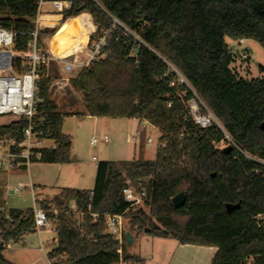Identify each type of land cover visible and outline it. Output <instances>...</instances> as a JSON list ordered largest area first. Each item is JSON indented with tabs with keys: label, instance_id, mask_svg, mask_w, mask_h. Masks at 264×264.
Instances as JSON below:
<instances>
[{
	"label": "trees",
	"instance_id": "trees-1",
	"mask_svg": "<svg viewBox=\"0 0 264 264\" xmlns=\"http://www.w3.org/2000/svg\"><path fill=\"white\" fill-rule=\"evenodd\" d=\"M39 0H0V28L18 34L15 49L26 52L28 34L36 27ZM62 24L40 32V45L58 44L64 29L84 28L90 41L115 16L145 43L132 56L131 37L109 41L110 56L84 69L70 83L82 95L83 116L146 121L163 133L154 161L100 162L92 190L65 189L52 201H41L56 228L54 264H141L128 251L127 240L109 234L106 218L129 219L132 231L172 238L181 245L217 248L211 264H264V165L237 150L229 155L214 148L223 138L217 129L184 133L186 107L178 97L184 87H171V63L188 80L247 155L264 160V78L245 80L230 68L233 55L227 39L252 40L264 50V0H72ZM82 20L81 23L78 21ZM45 41V42H44ZM70 55H61L71 59ZM264 73V69H260ZM42 69L36 99L38 121L44 118L55 151L39 161L70 162L71 142L62 133L64 113L78 101L70 95L60 106L52 98V78ZM25 119L0 126V139H23ZM133 186L145 193L149 213L124 200ZM93 196H90V193ZM184 193L186 204L175 209L173 198ZM240 205L228 213L226 206ZM74 208L71 210V208ZM36 232L34 211L0 212V264L6 247ZM121 253H118V250Z\"/></svg>",
	"mask_w": 264,
	"mask_h": 264
},
{
	"label": "rangeland",
	"instance_id": "rangeland-1",
	"mask_svg": "<svg viewBox=\"0 0 264 264\" xmlns=\"http://www.w3.org/2000/svg\"><path fill=\"white\" fill-rule=\"evenodd\" d=\"M42 14H55L51 4L45 5L41 8ZM41 26L54 27L61 22V16L41 15L39 18ZM79 23L82 20L78 21ZM82 29V28H81ZM80 28L74 29L65 28V38L56 45H50L45 42V48H51L55 55H70L78 46V39L76 32ZM81 33H85L81 31ZM81 36V35H80ZM229 45L233 44V40H226ZM16 55H21L14 51ZM73 53V54H74ZM67 59V58H65ZM264 66V56L253 53L252 61L250 62V69L252 76L255 78H264V73L260 72L259 66ZM235 69L239 66L236 64ZM50 74L54 79L62 81L69 78L70 81L77 77L79 71L64 73L62 68L53 65ZM10 75L8 72H1V76L6 77ZM53 91L52 98L60 106L67 104L70 95L75 97L78 104L74 108H67L63 112L73 114L64 119L62 132L70 137V162L67 164H46V163H32L29 167L20 173H10L14 170H8L6 166L0 169L1 171H8V187L4 189L3 202L0 208L16 209L20 211H27L34 209L35 197L40 198L41 201H52L55 196L60 195L65 189H72L78 191H89L94 188L97 166L100 162H126L132 160L138 161H154L157 151L159 149L160 138L163 133L158 128L150 123L141 122L137 119L125 118H94L91 116H83L85 114V106L82 101V95L75 93L72 89L71 83L65 88V94L59 93L57 88L51 89ZM17 120V117L3 116L0 117V126L9 125ZM139 133L137 144L132 141L134 133ZM107 135L110 139L108 144L103 142V136ZM98 139L97 146L90 145L92 138ZM148 140L151 143L148 144ZM6 152L4 146L0 145V155ZM93 157L97 160L93 161ZM17 170V169H16ZM38 188L35 194H32L30 187ZM18 188H23L20 195L17 193L10 194V191H15ZM129 188H135L130 186ZM135 211L143 209L147 214L149 209L144 204V199L137 205H134ZM130 220H124V231L130 233L134 239L135 244L128 247V251L132 255H138L139 250L142 251V257L146 264H166L171 253V247H164L159 250L155 245V238L148 233L138 234L132 231ZM57 235L53 231V227L42 229L33 233H28L23 237V240L17 244H11L4 250L3 258L6 262L11 264H49L47 258L48 254L56 247ZM170 241H174L169 238ZM40 245L43 246V251L40 250ZM156 253V258L151 261Z\"/></svg>",
	"mask_w": 264,
	"mask_h": 264
},
{
	"label": "built area",
	"instance_id": "built-area-1",
	"mask_svg": "<svg viewBox=\"0 0 264 264\" xmlns=\"http://www.w3.org/2000/svg\"><path fill=\"white\" fill-rule=\"evenodd\" d=\"M93 1L96 2V0ZM48 4H51L55 14L60 15L73 7L72 0H39L37 3L39 15L35 30L28 34L30 39L27 43L26 52L15 49L17 33L0 28V117L13 115L18 120L25 119L27 121L23 139H0V145L4 146L6 150L4 154L0 155V169L3 166H6L8 170L27 169L30 164L41 160L45 151L51 152L57 149V142L50 137V129L46 126L44 118H40L38 121L35 120L38 116L36 99L42 69L46 70L47 77L50 76V70L53 65L60 66L65 73L66 71L73 72L78 70L81 72L84 69H91L95 63L110 56L109 41L112 39L118 41L122 36L131 37L134 40L132 56H136L138 48L141 45H145L144 41L135 32L130 30L115 16L107 13L111 19V25L108 28L100 31L93 41H90L89 36V42L86 46L79 43L71 59L58 57L54 55L51 49L40 45L39 34L44 30V27L39 22V18L42 15L40 10ZM78 33L76 35L79 37ZM14 51H17L21 55H16ZM164 61L169 67L166 75L175 76L170 86L185 88L182 92L179 91L177 95L186 107L184 121L185 123L192 124L193 129L184 131L181 136L183 137L184 133L188 134L190 132L202 136L211 129H217L223 134V138L213 144L216 150L224 152L226 148L232 147L233 150H237L247 160L259 161L264 165V160L260 161L255 157L247 155L236 145L234 139L220 120L199 97L188 80L171 63L166 60ZM1 72H8L10 75L3 77L1 76ZM69 83V78H65L62 81L52 78L50 88H57L59 93L65 94V88ZM138 139L139 133L136 132L132 136L133 143L137 144ZM102 140L105 144H108L110 141L107 135H104ZM98 142V139L94 137L91 139L90 145L95 147ZM150 143L151 140H148V144ZM160 147H163L161 143L159 144ZM92 160L96 161L97 159L93 157ZM29 189L32 194L39 191L38 188L33 186ZM23 191L25 189L18 188L13 193L20 195ZM90 196H93L92 192ZM123 196L126 202L134 206L145 198V193H137L133 189L127 188L124 190ZM40 202V198L35 197L33 209L35 230L41 231L42 229L53 227V231L56 233L55 225L49 220L48 216H57L59 214L58 209L52 206L45 209L40 205ZM72 209L74 208L72 207ZM124 220L125 218L121 215H109L106 218L109 234L120 243H122L126 235ZM40 246V250H43V246ZM118 253H121L120 249ZM49 264H54V261L49 260Z\"/></svg>",
	"mask_w": 264,
	"mask_h": 264
},
{
	"label": "crops",
	"instance_id": "crops-1",
	"mask_svg": "<svg viewBox=\"0 0 264 264\" xmlns=\"http://www.w3.org/2000/svg\"><path fill=\"white\" fill-rule=\"evenodd\" d=\"M42 15L61 16V22L58 26H60L62 24L63 15L48 14V13L42 14ZM58 26H54V27H58ZM42 27H44V29L48 28L47 26H42ZM80 31L86 32L88 37H89V34H88L86 29H84V28L80 29L79 33H80ZM79 37H80V35H79ZM48 49H51V48H48ZM229 49H230V52L233 55V59H234L231 66H230L232 71L239 78H242L245 80H251V79L257 78V77L254 78L252 76L251 69H250V62L252 61V57H253L254 52H255V54L264 56V50L256 42H254L252 40H246V39L239 40V41H233V44L229 45ZM56 56H58V55H56ZM58 57H60V56H58ZM236 64L239 66L238 70H236L234 67ZM261 68L264 69V66L260 65L259 69H261ZM50 76L52 77L51 74H50ZM52 78H54V77H52ZM69 139H70V137H69ZM70 142H71V140H70ZM22 171H24V168L17 169V170L15 169L14 171H12L10 173H20ZM8 173H9L8 171H1L0 172V206L2 205V202H3L2 199L4 197V189H7V187H8V176H9ZM10 194H13V191H10ZM10 210H16V209H10ZM10 210L0 208V212L7 213ZM154 238L156 240L155 245L159 250L163 249L164 247H171V253H170V256H169L166 264H211L215 255L217 254V251H218L217 248H213V247L181 245L176 241H170L169 237H167V238H156V237H154ZM135 242H136V239H134L133 245L135 244ZM41 251H43V250H41ZM138 253L139 254L137 256L142 259L141 264H146L145 259L142 257L141 249L139 250ZM47 258H48V256H47ZM155 258H156V253H154L153 257H151V259H152L151 261H154ZM120 264H124V263H120Z\"/></svg>",
	"mask_w": 264,
	"mask_h": 264
},
{
	"label": "water",
	"instance_id": "water-1",
	"mask_svg": "<svg viewBox=\"0 0 264 264\" xmlns=\"http://www.w3.org/2000/svg\"><path fill=\"white\" fill-rule=\"evenodd\" d=\"M232 151H233V148L228 147L224 150V153L229 155ZM186 201H187V196L184 193H180L179 195L174 197L172 200L175 209L182 208L186 204ZM226 209L228 213H232L233 211L240 209V205L228 204L226 206ZM145 232H148V229H146ZM125 237L127 240V247H132L133 242H134V238L132 237V235L130 233H126Z\"/></svg>",
	"mask_w": 264,
	"mask_h": 264
},
{
	"label": "bare ground",
	"instance_id": "bare-ground-1",
	"mask_svg": "<svg viewBox=\"0 0 264 264\" xmlns=\"http://www.w3.org/2000/svg\"><path fill=\"white\" fill-rule=\"evenodd\" d=\"M77 32H79V30ZM78 35H81L80 38L78 39V44L81 43L82 45L86 46L89 42V37H88L87 33L86 32L81 33V31H80V33H78Z\"/></svg>",
	"mask_w": 264,
	"mask_h": 264
}]
</instances>
